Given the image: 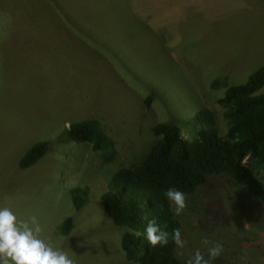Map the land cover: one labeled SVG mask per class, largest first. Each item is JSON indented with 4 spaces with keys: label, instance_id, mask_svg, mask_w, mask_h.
Returning <instances> with one entry per match:
<instances>
[{
    "label": "rangeland",
    "instance_id": "1",
    "mask_svg": "<svg viewBox=\"0 0 264 264\" xmlns=\"http://www.w3.org/2000/svg\"><path fill=\"white\" fill-rule=\"evenodd\" d=\"M1 13L15 22L0 34V207L35 214L43 237L76 264H130L126 228L106 215L101 193L117 168L143 159L156 123L177 124L192 140L206 110L225 132L217 103L225 86L211 83L240 84L264 66V0H0ZM88 119L113 140L111 161L65 137ZM39 141L47 152L19 168ZM257 177L264 182L263 171ZM73 187L87 192L79 209ZM186 204L179 260L196 249L207 258V238L223 245L212 264H264V200L245 185L212 175Z\"/></svg>",
    "mask_w": 264,
    "mask_h": 264
},
{
    "label": "trees",
    "instance_id": "2",
    "mask_svg": "<svg viewBox=\"0 0 264 264\" xmlns=\"http://www.w3.org/2000/svg\"><path fill=\"white\" fill-rule=\"evenodd\" d=\"M225 86L217 99L222 108L225 132L214 127L212 114L201 110L196 114L202 126L195 137L186 140L180 127L170 122L156 123V136L141 161L133 166L117 168L100 195L102 208L112 223L126 228L121 249L130 264H185L175 255L174 242L151 246L144 239L148 220L155 222L170 235L181 223L173 206L164 196L169 187L193 194L212 175L224 174L234 183L245 185L254 197L264 200V182L257 174L264 172V66L256 69L240 84L227 85L214 80L212 87ZM70 140L91 144L100 157L109 162L114 156V142L95 119L76 121L69 125ZM48 150L47 141L33 144L21 157L18 166L28 168ZM73 208L87 202L85 188L70 189ZM72 227V217H66L58 227V234L66 235ZM139 232L140 236L134 235Z\"/></svg>",
    "mask_w": 264,
    "mask_h": 264
},
{
    "label": "clouds",
    "instance_id": "3",
    "mask_svg": "<svg viewBox=\"0 0 264 264\" xmlns=\"http://www.w3.org/2000/svg\"><path fill=\"white\" fill-rule=\"evenodd\" d=\"M164 196L171 202L174 214L181 215L187 207L185 193L175 187H169ZM134 235L140 236V233L136 232ZM144 239L153 247L167 245L171 239L178 249L177 255L184 256L182 249L187 241L182 238L179 228H174L170 235L151 219L144 229ZM201 243L207 246V258L200 249H196L185 264H212L223 251V245L219 242L203 238ZM0 264H76V262L43 237V228L35 214L27 219H21L10 207L5 206L0 207Z\"/></svg>",
    "mask_w": 264,
    "mask_h": 264
},
{
    "label": "crops",
    "instance_id": "4",
    "mask_svg": "<svg viewBox=\"0 0 264 264\" xmlns=\"http://www.w3.org/2000/svg\"><path fill=\"white\" fill-rule=\"evenodd\" d=\"M12 22H15V20L13 19V16L11 15H5L3 13L0 14V34L2 35L5 30H3L4 26H6L8 23L12 24Z\"/></svg>",
    "mask_w": 264,
    "mask_h": 264
}]
</instances>
